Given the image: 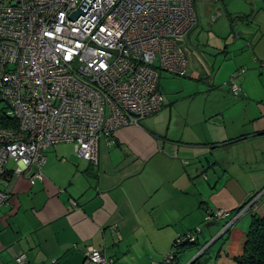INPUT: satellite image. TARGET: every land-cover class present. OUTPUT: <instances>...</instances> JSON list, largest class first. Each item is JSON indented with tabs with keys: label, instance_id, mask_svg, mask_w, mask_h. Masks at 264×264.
<instances>
[{
	"label": "crops",
	"instance_id": "0c3cea01",
	"mask_svg": "<svg viewBox=\"0 0 264 264\" xmlns=\"http://www.w3.org/2000/svg\"><path fill=\"white\" fill-rule=\"evenodd\" d=\"M247 1L243 17L234 2H204L206 21L226 17L233 33L243 30L234 57L211 62L184 45L186 76L198 86L161 91V74L165 107L120 129L113 146L102 138L97 164L62 143L45 152L33 185L36 167L10 179L0 264H17L20 255L27 264H85L89 248L114 264H162L178 237L197 230L178 264H239L253 217L264 218V0ZM217 210L230 216L207 222L206 212Z\"/></svg>",
	"mask_w": 264,
	"mask_h": 264
},
{
	"label": "built area",
	"instance_id": "2783aa9c",
	"mask_svg": "<svg viewBox=\"0 0 264 264\" xmlns=\"http://www.w3.org/2000/svg\"><path fill=\"white\" fill-rule=\"evenodd\" d=\"M195 1L212 0H0V120L10 124H0V210L12 177L36 167L31 184L41 179L49 148L69 143L97 164L102 138L113 146L120 129L162 111V72L187 75ZM231 90L241 91L233 81ZM229 216L208 211L205 220ZM198 233L178 237L162 264H178ZM85 264L114 262L89 248Z\"/></svg>",
	"mask_w": 264,
	"mask_h": 264
},
{
	"label": "rangeland",
	"instance_id": "374dc122",
	"mask_svg": "<svg viewBox=\"0 0 264 264\" xmlns=\"http://www.w3.org/2000/svg\"><path fill=\"white\" fill-rule=\"evenodd\" d=\"M228 1L234 2L233 4H230L231 9L236 12L238 11L237 13L241 14L239 15L240 17H243L242 14H248L244 13L245 9L247 8L246 6H248V8L250 9V4H248L249 2L247 0H226V3ZM204 2L206 1H195L194 3V9L196 12H198L200 7L203 8L202 15L198 17L195 27L185 38L184 45H190L191 43L195 47V49H192L191 47H189V49L196 57H207L209 60H211V62L216 59H224L223 56H227L230 58L234 57L232 55L234 53H231L233 42L237 43L240 42L241 39H243V30H241V28H239L240 30L238 28H235L233 33L230 29V21L226 17H222L219 21L212 24L210 23V20L206 21V18L203 15L205 13ZM235 22L239 24L242 23L241 19H238V21ZM225 44L228 45L229 49V53L227 55L223 54L222 49V47H225ZM240 53L241 52H238L236 53V55H239ZM188 61L190 62V59ZM219 66L220 65H218V67ZM218 67L216 68L218 69ZM185 81L191 82L194 85L198 86V82L193 79L190 80V77L186 76L185 78H172V76L162 72L161 91L162 89H165L167 91L175 90L181 87ZM165 94H168V92ZM3 106L4 104H0V113Z\"/></svg>",
	"mask_w": 264,
	"mask_h": 264
},
{
	"label": "trees",
	"instance_id": "16d2710c",
	"mask_svg": "<svg viewBox=\"0 0 264 264\" xmlns=\"http://www.w3.org/2000/svg\"><path fill=\"white\" fill-rule=\"evenodd\" d=\"M2 126H9L0 120ZM239 264H264V218L253 217L250 224L243 255L237 259Z\"/></svg>",
	"mask_w": 264,
	"mask_h": 264
},
{
	"label": "water",
	"instance_id": "95a60500",
	"mask_svg": "<svg viewBox=\"0 0 264 264\" xmlns=\"http://www.w3.org/2000/svg\"><path fill=\"white\" fill-rule=\"evenodd\" d=\"M79 14H81L80 11L78 13L74 14L73 19H76L79 16Z\"/></svg>",
	"mask_w": 264,
	"mask_h": 264
}]
</instances>
